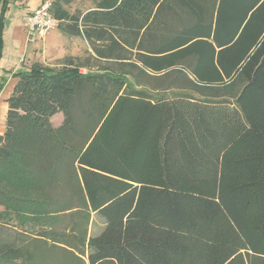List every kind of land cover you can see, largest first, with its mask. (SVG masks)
<instances>
[{"label": "trees", "instance_id": "trees-1", "mask_svg": "<svg viewBox=\"0 0 264 264\" xmlns=\"http://www.w3.org/2000/svg\"><path fill=\"white\" fill-rule=\"evenodd\" d=\"M63 1L62 33L169 87L11 72L0 264H264V0Z\"/></svg>", "mask_w": 264, "mask_h": 264}, {"label": "rangeland", "instance_id": "rangeland-1", "mask_svg": "<svg viewBox=\"0 0 264 264\" xmlns=\"http://www.w3.org/2000/svg\"><path fill=\"white\" fill-rule=\"evenodd\" d=\"M40 1L41 0H8L1 31L0 83L4 81H8V84L12 82L15 83L16 80L10 77L11 72L17 69H28L33 64L59 70L64 65L73 63L77 66H83L79 71L82 74H102L108 72L110 75L117 76L125 72V74L131 73L134 76L136 75L138 69L137 67H130L132 65L128 63L131 61L121 63L114 60L95 59L93 56L94 53L82 37L65 35L60 31L58 26L49 30L45 37L40 40L35 38L34 42L26 41V31L24 27L25 16L29 14ZM97 1L98 0H68L66 2L64 0L63 3L66 10L71 14H83L93 9ZM134 76L126 75L128 80L127 84L129 88H131V84V86H133L132 88L138 91H145L146 89L152 93L156 89L160 91L162 88L169 87L170 80L159 81V79L156 78L157 76L147 78L146 82L139 83L138 81L136 85H133L135 80ZM138 84L146 85V87L142 86L143 88H140ZM124 88L125 87L122 89H127ZM2 93L3 91L1 94ZM2 102L1 100L3 121L0 122L1 134L4 131V118L6 113V108L2 106ZM62 120V114L58 113L53 116L50 121L54 127H58ZM42 228L47 229V225H43Z\"/></svg>", "mask_w": 264, "mask_h": 264}, {"label": "built area", "instance_id": "built-area-1", "mask_svg": "<svg viewBox=\"0 0 264 264\" xmlns=\"http://www.w3.org/2000/svg\"><path fill=\"white\" fill-rule=\"evenodd\" d=\"M51 5L52 0H45L37 9L25 16L26 41L34 42L35 38L40 40L49 30L58 26V22L51 15Z\"/></svg>", "mask_w": 264, "mask_h": 264}, {"label": "crops", "instance_id": "crops-1", "mask_svg": "<svg viewBox=\"0 0 264 264\" xmlns=\"http://www.w3.org/2000/svg\"><path fill=\"white\" fill-rule=\"evenodd\" d=\"M41 3H42V0L39 2V4L32 10V11H34L35 9H37L40 5H41ZM32 11H30L29 13H31ZM11 79H13V78H11ZM14 80H16V79H14ZM12 82V81H11ZM9 82L8 81H6V83H5V85H4V87H3V89L0 91V94H1V92L3 91V93L0 95V102H1V100L3 101L2 102V106H4V108H6V112H7V103H6V100L8 99V97L11 95V93H12V90H13V87H14V84L16 83H14V82H12V83H10V84H8ZM7 85V86H6ZM9 86V87H8ZM7 87V88H6ZM9 88V89H8ZM5 119H6V113H5V118H4V130H5ZM0 122H3L2 121V114H1V103H0ZM0 127H1V125H0ZM4 132V131H3ZM3 134V133H2ZM1 133H0V135H2Z\"/></svg>", "mask_w": 264, "mask_h": 264}]
</instances>
